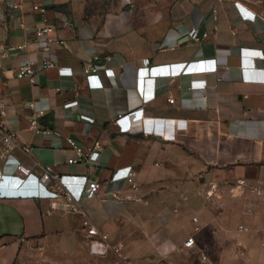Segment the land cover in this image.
Instances as JSON below:
<instances>
[{
  "label": "crops",
  "instance_id": "0c3cea01",
  "mask_svg": "<svg viewBox=\"0 0 264 264\" xmlns=\"http://www.w3.org/2000/svg\"><path fill=\"white\" fill-rule=\"evenodd\" d=\"M120 1L87 14L79 0H0V41L26 43L0 52V98L17 135L0 163V264L114 256L90 252L86 225L98 244L122 246L124 264H186L189 252L209 264H264V0ZM43 18L61 42L50 51L33 35ZM25 58L55 66L32 84L19 74ZM89 63L98 70L84 73ZM30 101L46 108L41 124L58 138L28 129ZM66 138L85 152L97 143L98 165H67ZM17 161L32 169L28 179ZM36 163L54 165L77 202L51 199ZM84 176L100 186L90 201Z\"/></svg>",
  "mask_w": 264,
  "mask_h": 264
},
{
  "label": "built area",
  "instance_id": "2783aa9c",
  "mask_svg": "<svg viewBox=\"0 0 264 264\" xmlns=\"http://www.w3.org/2000/svg\"><path fill=\"white\" fill-rule=\"evenodd\" d=\"M7 8L9 10H21V5L17 2H9L6 4ZM41 12H44V9H41ZM240 20H243L240 13L238 12ZM18 25L21 28H24V24L20 17L17 19ZM192 32L195 34L194 30ZM54 33V28L47 24L46 19H42V23L39 27L34 29L33 35L35 38L40 39H46L45 43L42 44L41 49L42 51H50L52 43L56 45H60L61 42H57L52 40L51 36ZM54 41V42H53ZM26 43L22 44H3L0 41V52H3L5 54H12L14 52H22L25 49ZM108 59V58H106ZM93 60L96 62L99 60L97 56L93 57ZM147 65V63H146ZM55 65L50 62L49 60H43L41 64H37L32 59L25 58L23 63L20 67L19 74L22 77L28 78L32 84H34V76L37 71L44 70L48 68H53ZM98 70V66L95 64L89 63L87 67L83 69L84 73L89 72H96ZM208 74H216L217 72H212ZM170 103L173 102L172 99L168 100ZM77 105V102H73V104L70 103L69 106ZM25 109L27 110V124L28 129L34 133L35 135L43 136L45 138H58L59 133L55 132L53 130H50L46 127H44L41 124V118L46 114V108L39 106L37 102L30 101L25 104ZM7 116V110H6V104L5 102L0 98V139L1 144L3 147V158L0 159V163L6 162L9 158L12 157L11 152L17 147V135L14 131L10 130V128L7 125L6 121ZM122 117V114H117L116 118L120 119ZM84 121H87L88 123L92 122V119L87 118L85 116H82ZM67 145H69L75 152V156L72 158H68L66 160L67 165H77L79 163L84 162L88 169L94 168L98 165V158H99V152L98 150V144L96 143L92 150H89L85 152L80 147L75 145V142L72 138H66L65 139ZM20 150L24 154H30L31 148L29 146H21ZM37 167L39 168V173L36 176V180L38 185L46 190L50 195L51 199H64L67 203H75L77 202L73 196V194L67 190L61 183V176L56 174L54 172L53 166L51 164H41L36 163ZM15 172L18 176L22 177L23 179H28L32 174L33 171L30 167H27L23 163L17 161L15 164ZM86 178V187L83 191V197L82 199L85 201H90L96 198V196L99 193L100 186L98 182L90 180L87 176H84ZM126 182L130 184L132 187H135V182L133 181V176L131 174H128L126 177ZM69 205V204H68ZM98 235L97 230L93 226L86 225L85 230V239L88 242L90 252L95 255L105 256L109 251H111L114 256L117 258V264H124L123 256L121 254V245H117L115 247H109L108 245L102 246L98 244L95 241V237ZM183 247L191 251L195 247L194 240L190 237L187 238L186 241L183 243ZM199 261L203 264H209L208 258L204 253H200L199 255Z\"/></svg>",
  "mask_w": 264,
  "mask_h": 264
},
{
  "label": "rangeland",
  "instance_id": "374dc122",
  "mask_svg": "<svg viewBox=\"0 0 264 264\" xmlns=\"http://www.w3.org/2000/svg\"><path fill=\"white\" fill-rule=\"evenodd\" d=\"M138 6L144 7L149 3V0H137ZM119 3H121L120 0H79L80 7L84 9V11L87 14L90 13H96L98 11L102 12V10H105L106 8H109L110 5L113 7H118ZM123 3V2H122ZM133 1H127V4H133ZM226 186L227 185H223ZM223 188V187H222ZM229 188H226V191H222L223 200H230L231 193H229ZM207 195V194H206ZM213 197L214 194L210 193L208 194V197ZM199 254H192L191 252L188 253V256H186L185 253H182V255L179 257V260H183V263L186 264H203L199 261ZM187 260L188 262H185ZM117 258L116 256H110L108 259H96L94 264H117Z\"/></svg>",
  "mask_w": 264,
  "mask_h": 264
}]
</instances>
